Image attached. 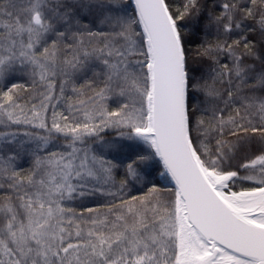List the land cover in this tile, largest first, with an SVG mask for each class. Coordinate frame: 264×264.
I'll list each match as a JSON object with an SVG mask.
<instances>
[{
	"label": "snow or ice",
	"instance_id": "snow-or-ice-1",
	"mask_svg": "<svg viewBox=\"0 0 264 264\" xmlns=\"http://www.w3.org/2000/svg\"><path fill=\"white\" fill-rule=\"evenodd\" d=\"M0 129V264H264V0H0Z\"/></svg>",
	"mask_w": 264,
	"mask_h": 264
},
{
	"label": "trees",
	"instance_id": "trees-1",
	"mask_svg": "<svg viewBox=\"0 0 264 264\" xmlns=\"http://www.w3.org/2000/svg\"><path fill=\"white\" fill-rule=\"evenodd\" d=\"M211 3H212V0H209V5H210V6H211ZM219 12H220V9L217 8V9H216V14L218 15ZM81 22H82V23H85V24H91V22H92V17H87L86 19H83ZM97 23H99L98 20H97ZM92 30H93V31H96L97 29L93 27ZM103 30H104V31H107L106 28L103 29ZM211 32H212V34L207 35L206 39H207L209 42H214L215 39H216V36H215V29L213 28V29L211 30ZM235 38H236V37L233 36L231 39H235ZM253 38H254V39H259V34H258V33H254L253 36L250 37V39H253ZM203 39H205V33H203V32L198 33L197 36L194 37L195 43H193V44L191 45V47H193V48L196 47V45L199 44ZM220 39H225V37L221 36ZM231 39H229V41H228L229 43H231ZM242 48H243V46H241V50H242ZM220 62H221V63L226 62V61H225V58H224L223 56L220 57ZM247 63H252V61H251V60H248ZM209 65H210V61H205V62L203 63L202 66H201L200 64H197L196 67H197L198 69H200V68L202 67L203 69L206 70V69L209 67ZM197 74H199V71L197 72ZM89 75H90V73H89ZM12 82H13V83H18V84L25 85V87L29 89L28 91H21V92L19 93V96L21 97V99H20L19 102H20L21 104H25V103H27V102H29V101H31V103H35V104H38V103H39L38 99L34 98V97H36V95H37V89H35L34 87H30V82H29V81H27L26 79H16V80H14V81H12ZM209 82H211V81H209ZM81 83H83V80H79V81H77V85H79V84H81ZM252 83H254V81L250 80V81H249V84H252ZM216 87L219 88V87H221V85L217 84ZM57 94H58V90H57ZM257 94H262V93H257ZM66 95L71 96L72 93L69 91V92L66 93ZM89 95H90V93H89ZM73 99H75V98H73ZM53 103H55V101H54ZM108 107H109V110H113V109H115V108L117 107V105H116L115 103H112L111 101H109V102H108ZM56 111H57V112H63V111H64V105L61 103V105H60L59 107L56 108ZM51 113H52V109L49 108V111H48V113H47V116H48V123H49V124H50V122H51ZM65 114H67V113L65 112ZM5 130H9V129H0V131H5ZM10 130H11V131H21V132H23V131L26 130V131H33V132H36V133H38V134H40V135L45 134L44 130H42V129H33V128H31V127H28V128L21 127V128H19V129H17V128H13V129H10ZM101 136H102L105 140H111V139L117 137V132H116V130H114V129H105V130L101 133ZM21 138H23V137H21ZM59 143H64V141L61 139V140L59 141ZM90 143H91V142H90ZM211 143H214V140L211 141ZM259 147H260L259 144L254 143V144L249 148V153H250V154H253V155H254V154H258V151H257V150H258ZM54 150H56V149H55V148H50V149H49V151H54ZM109 158H111V157H109ZM238 162H241V161H239V160H233V161H232L233 164H236V163H238ZM18 163L20 164V168H22V169H24V170H27L28 167H29V163H30V162L18 161ZM233 170H235V168H233ZM250 174H252V173H250V172H244V171H241V172H240V176H245V175H250ZM122 178H123V171L121 170L120 172H118V173L115 174V179H116L117 181H119V180L122 179ZM157 178H159V177H157ZM257 183H259L258 180H256V181H241V180H237V181L235 182L234 186H232V189L235 190V191H240V190H243V189H246V188H251V187L255 186ZM161 184H162V185H167L169 188L172 187V186L169 184L168 180H162V181H161ZM145 191H146V189H145ZM130 194H131V195H142L143 192H142V191H136L135 189H133V190L131 191ZM103 202H104V200H103L102 197H99V196H95V197H93V196H85V197H83V198H79V199L75 200L74 202H72L71 204H69L68 207H72V208H74L76 211H81V210H83L84 208H88V207H97L98 205L103 204Z\"/></svg>",
	"mask_w": 264,
	"mask_h": 264
},
{
	"label": "flooded vegetation",
	"instance_id": "flooded-vegetation-1",
	"mask_svg": "<svg viewBox=\"0 0 264 264\" xmlns=\"http://www.w3.org/2000/svg\"><path fill=\"white\" fill-rule=\"evenodd\" d=\"M257 186H259V183H257L255 186H253V187H257ZM252 188V187H251ZM246 189H249V188H246ZM233 190V189H232ZM244 190V189H243ZM233 191H235V190H233Z\"/></svg>",
	"mask_w": 264,
	"mask_h": 264
},
{
	"label": "water",
	"instance_id": "water-1",
	"mask_svg": "<svg viewBox=\"0 0 264 264\" xmlns=\"http://www.w3.org/2000/svg\"><path fill=\"white\" fill-rule=\"evenodd\" d=\"M169 184L172 186V183L169 181Z\"/></svg>",
	"mask_w": 264,
	"mask_h": 264
},
{
	"label": "rangeland",
	"instance_id": "rangeland-1",
	"mask_svg": "<svg viewBox=\"0 0 264 264\" xmlns=\"http://www.w3.org/2000/svg\"><path fill=\"white\" fill-rule=\"evenodd\" d=\"M169 182V181H168Z\"/></svg>",
	"mask_w": 264,
	"mask_h": 264
}]
</instances>
